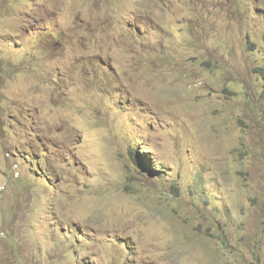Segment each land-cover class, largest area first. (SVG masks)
I'll list each match as a JSON object with an SVG mask.
<instances>
[{
  "label": "rangeland",
  "instance_id": "rangeland-1",
  "mask_svg": "<svg viewBox=\"0 0 264 264\" xmlns=\"http://www.w3.org/2000/svg\"><path fill=\"white\" fill-rule=\"evenodd\" d=\"M264 0H0V264H264Z\"/></svg>",
  "mask_w": 264,
  "mask_h": 264
},
{
  "label": "trees",
  "instance_id": "trees-1",
  "mask_svg": "<svg viewBox=\"0 0 264 264\" xmlns=\"http://www.w3.org/2000/svg\"><path fill=\"white\" fill-rule=\"evenodd\" d=\"M263 96H264V92H263Z\"/></svg>",
  "mask_w": 264,
  "mask_h": 264
}]
</instances>
